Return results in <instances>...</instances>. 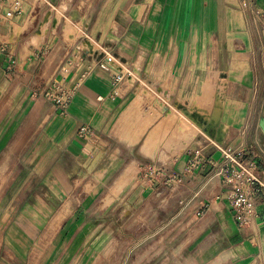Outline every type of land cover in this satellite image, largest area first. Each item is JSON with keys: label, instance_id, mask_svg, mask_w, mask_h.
<instances>
[{"label": "crops", "instance_id": "obj_1", "mask_svg": "<svg viewBox=\"0 0 264 264\" xmlns=\"http://www.w3.org/2000/svg\"><path fill=\"white\" fill-rule=\"evenodd\" d=\"M263 15L264 0H0V252L11 264L47 236L82 232L87 206L132 174L125 188L138 193L123 201L138 205L139 232H164L157 247L169 238L160 264H264L263 199L241 230L217 177L220 149L254 151L264 168ZM68 61L77 90L62 115L44 92ZM114 73L125 76L117 95ZM196 154L208 163L186 174ZM152 164L179 179L149 190L139 174Z\"/></svg>", "mask_w": 264, "mask_h": 264}, {"label": "rangeland", "instance_id": "obj_2", "mask_svg": "<svg viewBox=\"0 0 264 264\" xmlns=\"http://www.w3.org/2000/svg\"><path fill=\"white\" fill-rule=\"evenodd\" d=\"M135 177L136 174H132L114 190L102 191L97 204L87 206L88 219L82 222V232H67L66 237L47 236L39 246H29L24 264H160L166 260L170 252L159 250L164 244L170 246L169 238L158 247L156 244L161 239L160 233L164 232L157 235L156 232H139L138 217L129 219L133 213L138 214V205H130L123 198L130 194L125 184ZM139 179L149 190H154L155 184L145 182L141 173ZM137 193L138 190L132 192L130 199ZM107 195H111L110 203L104 198ZM12 261L16 259L11 254L5 250L0 252V264Z\"/></svg>", "mask_w": 264, "mask_h": 264}, {"label": "built area", "instance_id": "obj_3", "mask_svg": "<svg viewBox=\"0 0 264 264\" xmlns=\"http://www.w3.org/2000/svg\"><path fill=\"white\" fill-rule=\"evenodd\" d=\"M18 11L19 3H14L7 12L6 17L11 18ZM261 21L264 25V15L261 17ZM112 62V57L106 56L107 65ZM72 64L73 61H68L67 65L50 80L44 92V96L56 105L62 115L68 112L69 105L77 90V87L69 86ZM124 77L122 73H114L116 87L114 95H117V87L124 80ZM78 137L84 140L86 144L96 140L94 130L89 125H84L80 128ZM85 150L88 152L87 148ZM220 150L224 165L218 172L217 177L221 185L226 189L224 195L233 211L238 227L241 230H248L258 218V199L262 198L264 202V168H261L258 164L254 151H248L245 148ZM207 163L208 159L205 156L196 154L187 163L186 174L196 175ZM141 175L145 182L149 180L155 185L163 179L166 183L179 179L177 175L168 177L165 170L155 164L147 166L145 171L141 172ZM151 186L153 189L154 186Z\"/></svg>", "mask_w": 264, "mask_h": 264}, {"label": "bare ground", "instance_id": "obj_4", "mask_svg": "<svg viewBox=\"0 0 264 264\" xmlns=\"http://www.w3.org/2000/svg\"><path fill=\"white\" fill-rule=\"evenodd\" d=\"M30 2V1H29ZM32 3V2H31ZM34 4V3H33ZM75 17V16H74ZM48 21V20H47ZM21 27V26H20ZM24 28V27H23ZM21 30V28L20 29H16V33H18L19 31ZM24 30V29H23ZM22 32V31H21ZM42 32V31H41ZM39 33V32H38ZM67 35H68V37L69 36H72L73 35V33H72V31L71 30H69V31H67ZM39 36V35H38ZM77 39V38H76ZM86 48H88V49H91L92 48V46L90 45V44H86ZM133 80V79H132ZM145 93H146V91H145ZM144 93V94H145ZM140 103V102H139ZM165 128V125H163L162 126V129H164ZM160 133V132H159ZM161 134V133H160ZM162 136V135H161ZM158 141V140H157ZM152 144V143H151ZM157 144V143H156ZM106 202L107 203H110L111 202V197H107L106 198ZM106 206V205H105Z\"/></svg>", "mask_w": 264, "mask_h": 264}]
</instances>
